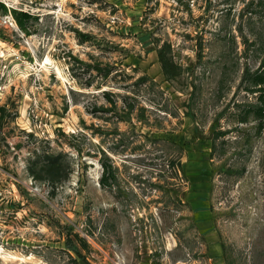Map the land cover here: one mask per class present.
I'll use <instances>...</instances> for the list:
<instances>
[{
    "label": "rangeland",
    "instance_id": "obj_1",
    "mask_svg": "<svg viewBox=\"0 0 264 264\" xmlns=\"http://www.w3.org/2000/svg\"><path fill=\"white\" fill-rule=\"evenodd\" d=\"M263 65L264 0H0V264H264Z\"/></svg>",
    "mask_w": 264,
    "mask_h": 264
},
{
    "label": "trees",
    "instance_id": "obj_2",
    "mask_svg": "<svg viewBox=\"0 0 264 264\" xmlns=\"http://www.w3.org/2000/svg\"><path fill=\"white\" fill-rule=\"evenodd\" d=\"M14 14H15L16 20L18 21V23L21 24V26H23L24 20L30 17L29 14L24 13V12H19V11H14ZM256 78L257 79L255 81V85L256 86L260 85L259 90H258V92H260L258 96L260 105L252 109V111L254 115L256 116V118L260 119L261 117L264 116V65H263L262 71L258 73Z\"/></svg>",
    "mask_w": 264,
    "mask_h": 264
},
{
    "label": "built area",
    "instance_id": "obj_3",
    "mask_svg": "<svg viewBox=\"0 0 264 264\" xmlns=\"http://www.w3.org/2000/svg\"><path fill=\"white\" fill-rule=\"evenodd\" d=\"M9 19H12V20H9ZM5 20V23H9L10 25H12L13 27H17V24H16V21L14 20L13 18V15L10 14V15H6L4 17V19H2V21ZM15 25V26H14Z\"/></svg>",
    "mask_w": 264,
    "mask_h": 264
}]
</instances>
